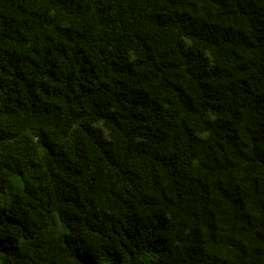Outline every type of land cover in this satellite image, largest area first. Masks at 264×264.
I'll return each instance as SVG.
<instances>
[{"label": "trees", "instance_id": "trees-1", "mask_svg": "<svg viewBox=\"0 0 264 264\" xmlns=\"http://www.w3.org/2000/svg\"><path fill=\"white\" fill-rule=\"evenodd\" d=\"M0 264H264V0H0Z\"/></svg>", "mask_w": 264, "mask_h": 264}]
</instances>
